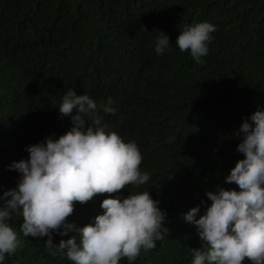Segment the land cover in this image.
I'll list each match as a JSON object with an SVG mask.
<instances>
[{
	"label": "trees",
	"instance_id": "16d2710c",
	"mask_svg": "<svg viewBox=\"0 0 264 264\" xmlns=\"http://www.w3.org/2000/svg\"><path fill=\"white\" fill-rule=\"evenodd\" d=\"M202 22L216 31L198 64L175 41ZM161 33L170 48L158 55ZM69 90L97 104L111 97L116 111H100L102 124L144 157L149 182L115 195L148 190L167 213L168 235L132 264H192L202 241L183 216L197 205L204 213L206 191L239 190L224 183L244 158L234 133L264 109V0H0V189L16 187L10 166L28 158L27 146L70 130L59 112ZM105 198L77 203L67 223H93ZM9 223L22 245L2 264H72L47 237H25L19 213ZM73 235L53 233V244Z\"/></svg>",
	"mask_w": 264,
	"mask_h": 264
},
{
	"label": "clouds",
	"instance_id": "9594fccd",
	"mask_svg": "<svg viewBox=\"0 0 264 264\" xmlns=\"http://www.w3.org/2000/svg\"><path fill=\"white\" fill-rule=\"evenodd\" d=\"M215 31L209 22L197 23L180 32L175 43L201 64ZM169 48V38L161 33L155 53L163 55ZM113 103L111 97L97 104L87 94L67 91L59 112L71 116L70 130L58 139L48 136L27 146L28 158L10 166L19 178L16 187L0 189V264L22 245L9 223L14 213L22 216L20 231L25 237H47L45 247L65 255L72 264H119L124 258L132 264L142 251L154 249L156 241L168 235L167 213L148 190L128 192L123 198L115 195L130 185H145L151 176L140 169L144 157L136 142H125L102 124L99 112L114 115ZM234 135L241 141L236 151L244 158L224 183L239 190L218 186L206 191L211 204L204 213L197 205L183 216L202 241L199 248L191 249L192 264H244L246 260L264 264V109L245 118ZM98 195L109 198L102 200V214L93 223L83 227L67 223L77 203L86 204ZM70 231L78 234L79 241L73 235L58 246L53 244V233L67 236Z\"/></svg>",
	"mask_w": 264,
	"mask_h": 264
}]
</instances>
